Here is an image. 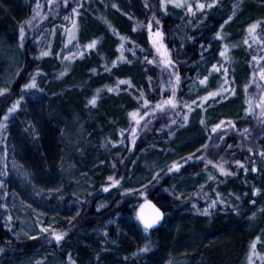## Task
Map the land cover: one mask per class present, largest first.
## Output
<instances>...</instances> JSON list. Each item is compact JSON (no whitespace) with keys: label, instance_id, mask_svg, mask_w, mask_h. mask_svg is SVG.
<instances>
[{"label":"trees","instance_id":"obj_1","mask_svg":"<svg viewBox=\"0 0 264 264\" xmlns=\"http://www.w3.org/2000/svg\"><path fill=\"white\" fill-rule=\"evenodd\" d=\"M199 2L210 3L211 0ZM186 3L193 5L195 15L172 2L162 5L161 0H69L68 6L63 0H0V40L4 36L13 44L16 41L21 44L20 29L24 28L22 64L14 88L15 97L9 95L0 104V123L9 128L13 118L21 112V105L26 104V116L40 124L42 140L34 151L38 166L45 167L47 159L52 161L62 148L57 140L61 138L64 125L69 120L72 124L74 116L82 117L95 136H104L102 151L109 163L118 172L122 170L130 155L129 138L137 125L130 113L138 109L139 115L143 116L148 112L140 121L141 128L147 129L156 116L152 109L160 100V69L152 62L154 53L146 29L150 16L163 18L169 48L174 51L183 78L180 96L189 87L201 84L205 76L208 86L213 85L215 74L221 88L234 90V98L245 79H252L253 84L255 80L264 82L261 78L264 44L252 39L248 32L250 24L260 21L257 35L264 38L261 31L264 29V0H219L214 7L203 11L198 9V0H186ZM255 3L263 4V7H254ZM74 7H77L78 16L71 11ZM230 15L231 20L228 19ZM66 16L70 18L65 19ZM70 35L74 37L71 40ZM93 40L98 41L96 46L88 49L86 45ZM225 45L228 46L227 60L220 56ZM42 51L50 54L41 56ZM70 51L74 58L65 59ZM121 53L126 59H118ZM213 64L221 71L213 69ZM66 67L68 71L61 76ZM224 69H227L226 77L222 75ZM32 76L36 78L37 87L24 89L23 84ZM41 80L47 84L38 106L42 113L34 114L36 110L30 107L41 90ZM121 80H130L131 83H120ZM109 88L114 90L109 91ZM259 88L262 90V86ZM248 92L245 91L243 96L247 97ZM94 95L98 99L92 105L89 100ZM224 95L229 100L232 94L221 93L215 99L206 100L202 107L226 102L227 99H222ZM145 100L151 103L145 106ZM16 101H19V107L4 121V114ZM231 122L235 125L234 132L222 136V139L216 140L220 131L214 132L209 127L206 131L207 147L201 146L192 152L191 161L184 164L185 167L181 165L178 171L173 170L159 186V191L151 193L150 199L166 214L162 228L146 232L148 242L157 253L141 254L144 245L139 242L138 232L135 227L125 226V216L129 213L135 215V210L129 212L127 205H118L122 198L118 194L117 207L112 205L98 214L95 211L93 220L68 237L63 250L58 251L64 264H72V261L76 264H112L115 258L120 264H124L125 258L129 264H134L146 258L153 260L157 254L180 250L185 245L193 246L195 260L201 264H264V213L253 225L246 218L252 209V201L264 198V155L261 154L264 153V119L256 108L250 115L245 113L237 118H226L224 125ZM3 130L0 129V134ZM112 132L117 138H111ZM151 132L150 140L144 136L141 138L143 144L139 145V153L150 146L160 148L168 140L162 139L157 128L153 127ZM5 140L2 138L0 145L2 185L6 183ZM137 159L138 155L135 162ZM207 159L213 163L198 168L194 166L200 160L206 163ZM220 163L229 170L228 175H221L216 170L215 165ZM203 172L212 177L197 196L196 191L182 199L168 193L167 189L172 190L189 176L196 177ZM218 190L229 200L209 207L211 203H204L203 198L219 199ZM122 194L124 198V190ZM204 209L211 215L205 214ZM6 213L2 208V219ZM253 243L256 244L255 250L251 247ZM65 259L68 260L65 262Z\"/></svg>","mask_w":264,"mask_h":264},{"label":"rangeland","instance_id":"obj_2","mask_svg":"<svg viewBox=\"0 0 264 264\" xmlns=\"http://www.w3.org/2000/svg\"><path fill=\"white\" fill-rule=\"evenodd\" d=\"M254 7L261 9L263 4L255 3ZM149 23L152 24L151 32L147 27ZM157 27L163 33L162 38L154 36ZM146 29L149 44L154 53L153 61L160 69L161 92L158 102L172 96L174 90L173 99L176 101V107L166 105L163 109H157L155 119L147 129H142L141 123L134 127L136 130L135 144L132 143V133L129 138L130 155L122 170L118 172L102 151L104 136L103 138L95 136L88 122L79 116H74L72 124L69 120L64 125L61 138L57 140L62 148L55 153L52 161L47 159L48 164L45 167L38 166L34 151L36 145L42 140L40 124L34 118L26 116V104L21 105V112L13 118L9 128H4L3 133L0 134V145L2 138H6L3 146L6 160V183L0 184V203L2 204L0 207V248L4 249V252L0 253V264H64L58 251L63 250L68 237L77 228L93 220L95 211L98 214L111 208L112 205L117 207L118 194L122 196L118 205H127L129 212L131 209L135 210V215L129 213L125 216V226L135 227L139 242L149 247L148 254L157 253L156 248L148 242V235L140 225L136 213L141 204L150 199L151 193H157L162 182L169 178L168 175L173 171L169 172L168 168L173 165V162L185 167L184 164L191 161L188 159L189 155L206 144L207 129L220 123L221 120L225 122L226 118H237L245 113L250 115L256 108L261 118L264 119V115H261L264 111L261 107L264 82L259 80H255L253 84L252 79H245L242 81L241 91L236 94L235 98L231 95L229 100H225L226 102L222 101L224 103L213 104L207 108L202 107L206 100L201 98L207 96L208 92L221 89V82L215 76L217 74L213 76L215 81L213 85L208 86L209 82L194 85L189 87L190 89L183 96H180L183 78L179 73L174 51L169 48L163 18L150 16ZM153 39H156V44L153 43ZM161 44L167 46L171 60L174 61L171 67L163 63V58L157 51V46ZM21 52L22 47L19 41L13 44L9 39H4V36L0 40V88L9 89L8 92L0 95V104L4 103L5 97L14 95V88L21 71ZM176 74L179 75V82L176 81ZM46 86L43 80L41 90L37 92L34 104L30 107L36 110L34 114L42 113L38 106L42 102L41 94ZM250 87L252 88L248 92ZM252 90L255 91L251 92ZM245 91L248 92L247 97L243 96ZM201 93L204 94L200 96ZM213 98L215 99V97H209L207 101ZM249 100H251V112L246 111L249 108ZM185 115L187 116L186 122L184 121ZM173 120L176 121L175 124L172 123ZM201 120L204 122L201 123ZM234 126L232 123L223 124L216 130L220 131L217 133L219 137L216 140L234 132L232 131ZM153 127L157 128L162 139L168 140L160 148L150 146V149L145 148L139 153V145L143 144L140 141L141 138L144 136L146 140H150ZM110 134H112L111 138H117L115 132ZM137 155L138 159L135 162ZM185 161L187 162L183 163ZM133 163L134 166L129 167ZM207 163L208 159L206 163L200 160L194 166L197 165L196 168H198ZM216 170L219 169L216 167ZM109 176L119 179L120 183L113 184V181L108 179ZM190 177L174 186L172 190L167 189L168 193L182 199L196 191L195 196H197L212 176L209 177L208 173L203 172L196 177ZM123 190L124 198L123 194L121 195ZM220 192L218 190L219 199H208L205 196L204 203L209 204L215 200L214 207L221 201L227 203L229 198ZM2 208L7 211L5 219H2ZM263 213L264 198L252 204V209L246 217L247 222L251 225L256 224L261 220ZM44 228L48 231H44ZM53 230L65 233L64 239L57 242L50 234ZM32 236L36 238L31 239ZM187 246H181L180 250L162 255L157 254L153 260L146 258L134 264H201L195 260L193 246L190 245V248ZM144 253L146 252L143 251L141 254ZM125 259H123L124 264H129ZM67 260L65 259V262ZM112 264H120V260L115 258Z\"/></svg>","mask_w":264,"mask_h":264},{"label":"snow or ice","instance_id":"obj_3","mask_svg":"<svg viewBox=\"0 0 264 264\" xmlns=\"http://www.w3.org/2000/svg\"><path fill=\"white\" fill-rule=\"evenodd\" d=\"M169 2L175 3L177 7H186L187 11L193 12V15H195V10L193 9V5L190 4V3H186V0H161V4L162 5H166ZM63 3H64L65 6H68L69 0H63ZM217 3H219V0H211L210 3H203V2H199V0H198V9L201 10V11H203L205 8H212V7H214V5H216ZM81 6L82 5H77V7H81ZM77 7L72 8L71 11L78 16L79 15V12L77 11ZM232 15H235V13H233ZM69 18L70 17H68V16L65 17V19H69ZM231 18H232V16L230 15L228 17V19L231 20ZM225 22H227V21H225ZM260 23H261L260 21H256V22L250 24L248 26V32L251 34V38L252 39L258 40L261 44H264V38H261V36L257 35V28L260 26ZM157 25H159V21H157ZM73 27L74 28L76 27V22L75 21L73 22ZM147 27L149 29V32H151L152 31V24L149 23ZM221 27H223V25H221ZM261 31L264 32V29H261ZM217 35H219V34H217ZM154 36L156 38H162L163 33L159 30V27H157V30L154 33ZM73 38H74L73 36H71V35L69 36V40H71ZM20 39H21L20 47H23V39H24V28L23 27H21V29H20ZM121 39L124 40L126 38L125 37H121ZM97 42L98 41L93 40L89 44H87L86 47L88 49H91V48H93V47L96 46ZM153 43L154 44L157 43L156 39H153ZM245 43H247V40H245ZM120 47L123 48V45L121 44ZM157 51L160 53V56L163 58V63L165 65H168L169 67H171V65L174 63V61L171 60L170 53L167 50V46L166 45H162V44L161 45H158L157 46ZM227 52H228V46L225 45L224 46V51H221L220 52V56L224 57L225 60L229 59V57L227 55ZM49 54H50V52H48V51H42L40 53L41 56H47ZM80 54L83 55L82 52ZM70 57L71 58H74V54L71 51L69 52L68 57H65V59H68ZM118 59H126V57H124L123 56V53H121V56ZM253 59H255V57H253ZM152 62H155V61H152ZM113 64H115V61H113ZM212 68L215 69L216 71H221V69L216 64H213L212 65ZM67 71H68V69L66 67L64 69V71L60 73V75L61 76L65 75V73ZM92 71H95V69H93ZM222 75H225V77L227 76V69H224L223 70ZM261 78L264 79V71L261 72ZM179 79H180L179 78V75L176 74V81L179 82ZM206 80H207V76L204 77V79L201 81V83H204ZM120 83H131V81L130 80H128V81L121 80ZM36 87H37V84H36V78H35V76H32L28 83L23 84V88L24 89H32V88H36ZM173 87L175 88V85ZM108 90L109 91H113L114 89L113 88H109ZM8 91H9V89H7V88H0V95H3L4 93H6ZM97 92H99V89H97ZM225 92H230V94H232V95L235 94L234 90L221 88V89H219V90H217L215 92H208L207 93V96H205V97H203L201 99L207 100L209 97L220 96L221 93H225ZM174 96H175V91L173 90L172 96L168 97L167 99H165V100H163L161 102L156 103L155 108H153L152 111L155 112L156 109H163L166 105H171L173 108L176 107V101L173 99ZM22 99H23V96L20 97V100H22ZM97 99H98V96L94 95L89 100V103L92 104V105H95L97 103ZM222 99H227V95L222 96ZM144 103H145V106H146L148 103H151V102L145 100ZM193 103H195V101H193ZM248 103H249V108L246 109V111H251L252 110V108H251V100H249ZM185 106H187V105H185ZM18 107H19V101H16L11 107H9L7 109V113L4 114L3 120L4 121H7L9 119V114L12 113V112H14V111H16V109ZM261 107L264 108V97H261ZM148 114H149L148 112H145L144 115L141 116V115H139V110L138 109L130 113L131 117L136 121V124L137 125H139L140 121L144 119V116H147ZM261 115H264V111L261 112ZM184 121L185 122L187 121V116L186 115L184 117ZM203 122L204 121L201 120V123H203ZM172 123L175 124L176 121L173 120ZM224 123L225 122L223 120H221L220 123L215 124L212 127V131L215 132ZM231 123H232V126H234V122H231ZM5 127H6V124L5 123H0V129H3ZM135 132H136V130L133 129V140H132L133 145L135 144V138H136ZM222 138L223 137H221V139ZM202 147L206 148L207 145H202ZM198 151H199V149H198ZM261 154L264 155V153H261ZM192 158H193V155L190 154L189 157H188V159H192ZM186 162L187 161H185V163ZM208 163L209 164H212L213 161L212 160H208ZM235 163L240 164V161H235ZM215 166L219 169V171L221 173H224L225 175H228L229 174V170L226 169L223 166V163L216 164ZM180 167H181V164H179L177 162H173V165L168 168V171L171 172L174 169L178 171L180 169ZM253 170H256V169H253ZM157 175H159V173H157ZM108 179L109 180H112L113 181V184L118 185L120 183V180L119 179H114L112 176H109ZM0 183H2V181H0ZM105 190H107V189H105ZM256 191L259 192V189H256ZM221 203H224V201H221ZM252 203L255 204V201H252ZM148 204L154 210L153 215H151L150 217H146L143 214H141L140 217H139V219L143 223V227H144V231L145 232H147L149 229H152L155 225L159 224L160 221L164 217V212H162L160 210V208L156 207L155 204H152L151 201H148ZM215 204H216V201L215 200H212V202L209 205V207H212ZM5 207H6V205H5ZM204 212L207 215H211V213H209L207 209H204ZM9 220H11V217H9ZM41 227L43 228V226H41ZM43 230L44 231H48L47 228H44ZM50 234L52 236H54V238H55V240L57 242L63 240L64 239V236H65V233H63V232H56L54 230ZM105 235H107V233H105ZM30 238L31 239H35L36 237L35 236H32ZM256 239L259 240L260 238L257 237ZM251 247H252L253 250H255L256 244L253 243L251 245ZM140 251H144V252L149 251L148 245H145L144 248L140 249ZM3 252H4V249L3 248H0V253H3ZM253 254H256L255 251H254ZM69 259L71 260V256H69ZM72 264H76V262L75 261H72Z\"/></svg>","mask_w":264,"mask_h":264},{"label":"water","instance_id":"obj_4","mask_svg":"<svg viewBox=\"0 0 264 264\" xmlns=\"http://www.w3.org/2000/svg\"><path fill=\"white\" fill-rule=\"evenodd\" d=\"M148 201H151L152 204H155L156 207L160 208V210H161L162 212H164V210L162 209V207H160V205H158L157 203H155V202H154L153 200H151V199H149V200L143 202V203L141 204V206L139 207V209L137 210V213H136V215H137V219H138V221H139V223H140V225H141L142 227H143V223H142V221L139 219L140 215L143 214V215L146 216V217H150L151 215H153V212H154V210L152 209V207L148 204ZM165 221H166V214H165V212H164V217H163V219L160 221V223L157 224V225H155L152 229H149L148 232H155V231L159 230L160 228H162V227L164 226ZM143 228H144V227H143Z\"/></svg>","mask_w":264,"mask_h":264}]
</instances>
